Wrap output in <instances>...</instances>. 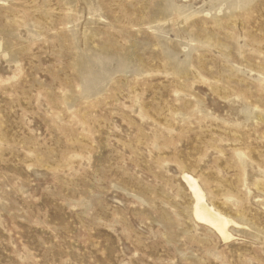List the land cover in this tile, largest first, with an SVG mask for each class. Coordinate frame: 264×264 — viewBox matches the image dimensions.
Returning <instances> with one entry per match:
<instances>
[{
  "label": "rangeland",
  "instance_id": "1",
  "mask_svg": "<svg viewBox=\"0 0 264 264\" xmlns=\"http://www.w3.org/2000/svg\"><path fill=\"white\" fill-rule=\"evenodd\" d=\"M0 264H264V0H0Z\"/></svg>",
  "mask_w": 264,
  "mask_h": 264
},
{
  "label": "bare ground",
  "instance_id": "2",
  "mask_svg": "<svg viewBox=\"0 0 264 264\" xmlns=\"http://www.w3.org/2000/svg\"><path fill=\"white\" fill-rule=\"evenodd\" d=\"M185 179L192 189V193L195 196L196 205L194 207L195 217L203 222L204 224L210 226L218 234H220L224 239H229L228 226L233 223L230 219L226 218L224 215L213 210L205 203V197L201 188L197 184V180L192 177L185 175Z\"/></svg>",
  "mask_w": 264,
  "mask_h": 264
}]
</instances>
